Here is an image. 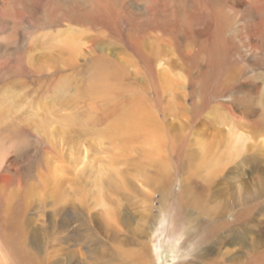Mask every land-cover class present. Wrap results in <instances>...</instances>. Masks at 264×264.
<instances>
[{
  "label": "rangeland",
  "instance_id": "obj_1",
  "mask_svg": "<svg viewBox=\"0 0 264 264\" xmlns=\"http://www.w3.org/2000/svg\"><path fill=\"white\" fill-rule=\"evenodd\" d=\"M191 1L0 0V264H264V0Z\"/></svg>",
  "mask_w": 264,
  "mask_h": 264
},
{
  "label": "bare ground",
  "instance_id": "obj_2",
  "mask_svg": "<svg viewBox=\"0 0 264 264\" xmlns=\"http://www.w3.org/2000/svg\"><path fill=\"white\" fill-rule=\"evenodd\" d=\"M4 3H7L8 2V0H2ZM208 1H210L212 4H218V5H220V6H225V5H227L228 3H230V4H233L232 2H230L229 0H218L217 2H214V1H211V0H205V1H199V2H195V1H191V7H195L196 9L198 8V6H204L205 7V9H206V11L208 12V4H209V2ZM175 2H176V0H175ZM181 2V1H180ZM183 2V1H182ZM59 4V3H58ZM171 6V5H170ZM185 8V7H184ZM189 8V7H188ZM195 9V10H196ZM72 10V9H71ZM197 11H199V10H197ZM161 12V11H160ZM220 12H222V14H223V18L225 19V21H227L228 23H230L231 22V20H232V18H230L229 16H228V14H226V12L225 11H223V10H220ZM204 13V12H203ZM209 14V13H208ZM73 15V17H74V14H72ZM188 15V14H187ZM186 15V16H187ZM201 15V14H200ZM206 15V14H205ZM185 17V16H184ZM194 18V17H193ZM204 18V17H203ZM76 19H79L78 18V16H76ZM207 19V18H206ZM167 20H168V18H167ZM74 21H75V17H74ZM147 21V22H146ZM146 21L145 22H143V28H141L142 29V32H143V30H144V28L145 29H147V28H149V26H150V28H152V29H155V28H157L158 26H159V24L155 21V18H148V19H146ZM169 22V21H168ZM193 22V21H192ZM201 22V21H200ZM77 24V23H76ZM142 26V25H141ZM193 27V26H192ZM171 28V27H170ZM190 28V27H189ZM193 30V29H192ZM259 46H260V48H261V50L262 51H264V35L263 36H261L260 38H259ZM199 47H200V50L202 51V52H205L206 54H207V51L206 50H208L209 51V49L206 47V44L204 43V42H202L200 45H199ZM131 49L133 50V52L137 55V57H139V58H141L142 60H145L146 59V57H145V55L142 53V52H140L139 50H137L136 48H132L131 47ZM218 53V52H217ZM215 56V55H214ZM213 57H211V60H213L212 59ZM220 58V57H219ZM211 62V61H210ZM212 63H213V61H212ZM212 69V68H211ZM136 111H138V110H134L133 112H135V113H137V117H136V119H135V121H141V119H140V114L138 113V112H136ZM141 113V112H140ZM144 113V112H143ZM148 116V115H147ZM130 118V117H129ZM145 120V119H144ZM263 120H264V118H263ZM4 130H7V128L6 129H4ZM4 132V131H3ZM23 132V131H22ZM7 133V132H6ZM24 133V132H23ZM4 135V134H3ZM8 136V135H7ZM5 137V136H4ZM15 137V136H14ZM24 139V138H23ZM29 139V138H28ZM24 143V142H23ZM23 145V144H22ZM2 147H1V143H0V149H1ZM38 154V153H37ZM2 164H3V161H2V159L0 158V167L2 166ZM8 171H10L11 173H13V178L14 177H19L20 176V174H18V172L19 171H17V169H15V170H13V169H7ZM4 171V170H3ZM18 174V175H17ZM22 179V178H21ZM19 180V179H18ZM1 197H2V195H1ZM9 213V215H10V218L11 219H13V211H10V212H8ZM10 249V248H9Z\"/></svg>",
  "mask_w": 264,
  "mask_h": 264
}]
</instances>
